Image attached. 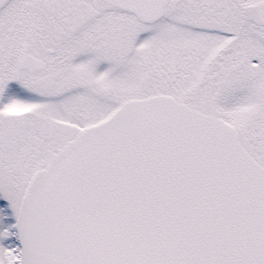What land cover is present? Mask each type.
Returning a JSON list of instances; mask_svg holds the SVG:
<instances>
[{
    "label": "snow or ice",
    "instance_id": "1",
    "mask_svg": "<svg viewBox=\"0 0 264 264\" xmlns=\"http://www.w3.org/2000/svg\"><path fill=\"white\" fill-rule=\"evenodd\" d=\"M0 264H264V0H0Z\"/></svg>",
    "mask_w": 264,
    "mask_h": 264
}]
</instances>
